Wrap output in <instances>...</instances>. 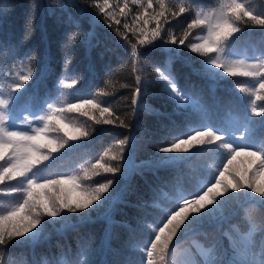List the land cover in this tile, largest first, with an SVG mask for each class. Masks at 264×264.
I'll list each match as a JSON object with an SVG mask.
<instances>
[{
	"label": "snow or ice",
	"instance_id": "snow-or-ice-1",
	"mask_svg": "<svg viewBox=\"0 0 264 264\" xmlns=\"http://www.w3.org/2000/svg\"><path fill=\"white\" fill-rule=\"evenodd\" d=\"M90 6L97 13L93 19L102 18L104 26L131 51L134 79L122 85L130 89L129 113L122 116L97 98L111 95L107 86L92 94L74 93L69 103L48 99L42 108L33 107L29 82L39 84L46 79L43 59L38 70L34 52L23 55L26 71L16 70L15 64L0 68V196L16 198L0 214V264H6L9 245L37 241L48 222L63 220L65 213H87L93 206L99 210L113 202V196L106 194L114 180L92 181L101 174H120L126 179L135 170L134 125L129 121L142 107L148 87L146 63H154L162 91L176 106L175 118L170 121L173 129L194 112L206 116L197 94L185 92L171 69V59L178 58L181 50L200 58L201 69L193 71L202 72L205 78H231L240 125L188 124L157 147V168L192 164L203 158L199 170L204 180L188 182L181 189L176 174L154 189L152 207L159 218L142 222L149 229L148 239L133 247L141 253L140 264H172L177 245L190 234H202L206 242L194 243L183 264H264V227L258 242L256 226L251 223L257 206L264 215V49L252 59L234 55V45L247 29L264 30V11H256L249 0H220L218 7L208 11L193 0H91ZM182 17H186L183 22ZM173 21L183 23L179 32ZM31 25L29 18L25 39L31 34ZM164 55L169 57L168 63L156 66ZM70 62L66 56L49 97L63 94L62 90L71 92L81 83L79 75L64 78ZM97 125L128 131L117 151L109 149L72 173L48 171L56 160L82 147L80 142ZM256 129L259 136L254 134ZM161 199L167 203L157 202ZM242 212L250 223L248 231H237L235 225L223 230L226 222ZM206 228L218 230L219 238L207 241ZM85 255L82 250L80 256ZM79 264L85 261L81 259Z\"/></svg>",
	"mask_w": 264,
	"mask_h": 264
},
{
	"label": "trees",
	"instance_id": "trees-1",
	"mask_svg": "<svg viewBox=\"0 0 264 264\" xmlns=\"http://www.w3.org/2000/svg\"><path fill=\"white\" fill-rule=\"evenodd\" d=\"M183 2V0H177ZM199 7L208 11L219 6L220 0H193ZM91 0H0V68L13 64L16 70H25L23 55L34 52L37 69L43 71L46 79L33 84L29 82V96L32 106L42 108L48 99L53 103H69L74 93L92 94L107 86L111 93L108 97H97L102 103L112 105L122 116L129 113L128 97L130 89L123 84L132 83V58L130 49L115 36L112 29L104 26L102 18L94 20L97 13L90 6ZM256 11H264V0H249ZM187 15V14H186ZM31 18V34L25 39L26 21ZM186 17H182L183 22ZM174 30L179 32L183 23L173 21ZM264 49V30L249 28L234 45V55L241 59H252ZM66 56L71 58L69 70L64 78L79 75L81 83L71 92L52 93L53 84L63 71ZM167 55L156 61V66L166 64ZM148 87L142 97V107L135 118L131 135L134 137V171L126 179L120 174H101L93 178V183L114 180L109 194L113 202L99 210L95 206L87 213H65L59 222H48L43 236L34 242L9 245L6 264H140L141 253L133 245H143L149 236V229L142 222L158 220L157 210L152 207L153 190L180 176L178 188L191 181L204 180L199 170L203 158L192 164L156 167L157 147L171 139L175 131L183 132L185 126L224 125L238 128L239 112L234 106L239 102L233 95L231 78L227 81H213L203 73L200 58L181 50L178 58L171 59V69L185 92H195L206 109V116L194 112L189 119L178 122L179 128L173 129L170 121L175 118V104L162 91V81L154 75V63L145 64ZM2 79V78H0ZM110 81V83H109ZM195 85V88H193ZM242 106V105H241ZM259 119V118H257ZM91 123V122H89ZM259 136V129L255 130ZM128 131L111 126H94L90 136L80 143L83 145L63 159L56 160L48 171L53 173H72L86 161H95L109 149L117 151V144ZM132 141H130L131 145ZM128 152H125L127 159ZM148 161V164L143 162ZM138 166V167H137ZM168 193V189H164ZM15 197L0 196V214L15 202ZM166 204V199L157 201ZM87 215V220L81 217ZM48 219V218H46ZM251 223L256 226V239L264 227V215L259 207L254 209ZM235 225L237 231L246 232L250 223L243 212L223 225L230 230ZM209 233L207 241L219 238V231L205 229ZM197 241L206 242L204 235H188L176 247L171 256L172 264H183L189 255V248ZM225 246L227 243L225 242ZM86 250L82 258L80 253Z\"/></svg>",
	"mask_w": 264,
	"mask_h": 264
}]
</instances>
